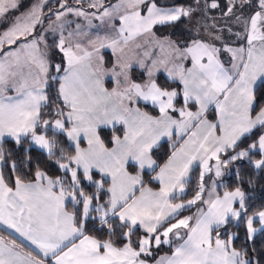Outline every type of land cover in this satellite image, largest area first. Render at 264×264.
<instances>
[{"label":"snow or ice","instance_id":"6c2138e0","mask_svg":"<svg viewBox=\"0 0 264 264\" xmlns=\"http://www.w3.org/2000/svg\"><path fill=\"white\" fill-rule=\"evenodd\" d=\"M46 4L38 0L0 34V229L8 230L7 238L0 235V264H147L141 257L162 244L172 245L171 254L156 264H260L248 249L234 246L238 237L227 226L243 219L251 240L264 232V207L253 211L241 185L231 190L224 185L221 193L223 182L215 178L226 171L240 177L239 168L229 169L238 162L264 172V0H227L221 9L243 23V32L233 35L246 44L237 47H217L222 37L211 32V40L193 39L184 46L168 37L160 40L152 31L155 25L179 21L195 9L159 7L156 0H119L109 6L91 0L90 8L102 9L99 16L68 7L89 25L91 18L100 20L111 34L83 40L87 33L80 25L65 36L61 24L58 39L49 44L45 30L36 31ZM20 6V0H0V19ZM200 7L221 5L204 0ZM245 7L252 10L246 19L235 15ZM65 14L57 13L56 19ZM223 31L232 30L225 26ZM141 37L167 49V57L151 59L146 51L148 63L134 59L130 53L142 47L136 42ZM103 49L115 57L110 66ZM55 52L62 55L59 62ZM222 53L229 58L222 60ZM136 65L146 72V81L133 78ZM157 73L182 87L161 86ZM106 78L115 85L111 89ZM141 102L159 114L143 111ZM117 125L122 134H113L109 147L102 133L106 128L114 133ZM163 138L172 141V151L160 164L154 149ZM9 139L18 146L30 141L22 148L24 163L31 161L30 148L38 146L55 158L63 175L37 166L30 178L6 177L5 166L18 170L15 161L8 164L11 153L4 144ZM82 139L86 147L80 146ZM65 141L72 151L61 147ZM194 165L201 171L193 197L177 202ZM207 174L212 175L206 187ZM153 181L158 189L149 186ZM88 185L95 191H86ZM67 203L80 207L69 211ZM193 207L194 215L181 216ZM93 213L109 235L114 220L127 229L123 247L88 234ZM137 226L145 235L133 247ZM28 245L36 255L25 250Z\"/></svg>","mask_w":264,"mask_h":264},{"label":"trees","instance_id":"16d2710c","mask_svg":"<svg viewBox=\"0 0 264 264\" xmlns=\"http://www.w3.org/2000/svg\"><path fill=\"white\" fill-rule=\"evenodd\" d=\"M31 0H23L21 6L19 9L23 10L28 7ZM221 8L219 9H201L200 5L204 3V0H200V5L197 4L196 0H176L173 2L172 6H183L185 8L192 7L195 9V11L191 14L189 17H184L183 19H180L179 21L165 24V25H157L154 27V32L158 37L165 38L168 37L171 40L177 42L181 46H184L186 44H189V42L194 38V33L191 31V23H193L194 17H198L200 14V17H204L207 21L213 16H223V13L221 9H223L227 3V0H219ZM235 15H239L240 11L234 10ZM252 11V10H251ZM251 11L247 12L246 16H249L251 14ZM221 14V15H220ZM54 19L53 16H50L46 20H43L42 25H38L37 31H39L41 28H45L50 24V21ZM209 22V21H208ZM47 39L49 41V44L52 43L53 40L58 39V36H52L50 34L47 35ZM105 57L106 66H110L111 63L114 60V56L110 51H105L102 53ZM54 58L57 62L62 58V55L58 52H55ZM132 76L134 79L137 80V82H142L146 79V75L140 71V70H133ZM157 82L164 87L169 88H177L179 89L181 86L177 83L169 82L163 74H159L157 77ZM54 93V90H53ZM261 103H264L262 101ZM143 110L150 112L151 114H157V111L146 105H139ZM49 118V117H45ZM121 128H116V131L113 133L112 129H105L102 133V138L105 140V143L110 147L112 146L110 143V140L112 138V135H118L121 133ZM122 134V133H121ZM63 139V138H61ZM30 141L28 143H25L22 146L16 145L13 141H6L4 144V147L6 149V152L11 153V157L8 160V164L10 165L13 161L17 163L18 170L16 172H13L10 167L5 166L4 172L6 177L14 178L15 175H20L22 177L30 178L35 171V168L39 166L42 170H45L49 173V175H63L62 171L58 169L56 164L54 163L55 158H49L47 154L40 149L32 146L30 148L29 155L31 157L30 163H24V153L22 151V148L29 147ZM61 147H64L66 151H72L70 148H68V142H64L61 144ZM172 151V145L169 142L162 143L157 149H154V158L157 159L158 163L163 164L168 156L170 155ZM236 168H239L241 176L237 177L232 172L228 175L225 181V185H227V188L231 190L233 187L237 185H241L246 193L249 195V203L253 205V211L259 210L262 207H264V172L256 171L251 166H241L239 163L236 166H233ZM231 167V168H233ZM147 180L148 177H145ZM248 180H251L252 183H247ZM87 183V182H86ZM198 183V176L195 174L194 178L190 181L188 184L189 189L187 191L186 198L193 197V194L195 192L196 186ZM107 186V185H106ZM152 187H157L158 185L154 182L150 184ZM223 190L224 187H223ZM86 191L89 193L95 191L94 186L88 185L86 187ZM103 199L107 200V195L102 193ZM80 207L79 205H72L69 203L68 208L70 211L74 210L75 208ZM190 211H185L181 214L184 215ZM97 213L92 214V219H89L86 223V228L88 230L89 235L96 236L98 239H104L108 240L111 239L117 247H123L124 243L127 242V238L123 235L124 232L127 231L126 228H122L120 226V223L118 220L113 221V233L109 235L108 229L105 226H102L99 219H97L96 216ZM221 235L224 234V229L221 230ZM227 231L230 233H235L237 235V239L234 240V246L237 249L246 248L249 250V254L253 257L254 260L260 261V264H264V259H262V256H264V232H259L256 234L251 240L248 239L247 231H246V225L243 221V219L238 220L237 222L232 221L231 224L227 226ZM0 235H4L5 237H8V234L0 231ZM145 233L140 230L136 229L134 230V234L132 235L131 239L133 241V247L136 246V241L143 237ZM171 247H164L161 246L159 248H154L152 250L151 256H146L147 259H156L159 255L167 254L171 252ZM254 249V251H253Z\"/></svg>","mask_w":264,"mask_h":264},{"label":"rangeland","instance_id":"374dc122","mask_svg":"<svg viewBox=\"0 0 264 264\" xmlns=\"http://www.w3.org/2000/svg\"><path fill=\"white\" fill-rule=\"evenodd\" d=\"M21 1L22 0H20V3H21ZM175 1L176 0H156V3H157V5L159 7H164V8L183 7V6H175V5L172 6L173 2H175ZM37 2H38V0H31L30 1V6L28 8H26V10L25 9H23V10L27 11L33 4H35ZM90 2H91V0H47V4L44 7V15L42 16V20H46L50 16H53L54 19H52V21H50V24L47 27L44 28L45 31L43 32V34L46 37H47L48 34H50V35H52L54 37L60 31L59 26L61 24H63V31L65 30L67 33L77 31V25H80V31H83V32L87 33V38L90 37L92 39H95L97 35H99V36L110 35L111 33H110L109 26H107L105 24H102L100 20H98L96 18H91V25H89L88 19H86L85 17L77 16V15H75L74 12H67L66 11V9L68 7H71L73 9L84 10V11H86L88 13L95 12L96 15L99 16L100 12L102 11V9L98 10L96 8H90L89 7V3ZM118 2H119V0H103V3H104L105 6L113 5V4H116ZM61 4H65V7L61 8L60 7ZM246 11L250 12L251 9L245 7L243 10L240 11V15H237V16H241L242 15L241 16L242 19H243V17H244V19H246L248 17V16H246L247 15ZM59 12H65L66 14L63 17H61L60 20H57L56 19V14L59 13ZM20 13H22L21 9L16 10V13L14 12V14H12V15H7L5 18L0 19V32H1V29H3V31H6L11 26V23L15 19V17L18 16ZM200 16L201 15L199 14L198 17H196V18L194 17L193 23H191V31L195 35L193 39L203 38L205 40H211V36H209V33L211 32L213 35H221V37H222L221 41H215V44H216L217 47H220L221 43H227V44H229L232 47L243 46V45L246 44L245 40L237 39L236 36L233 35L234 33L243 32V30H244L243 23L237 22L235 20L234 16H225L224 14H223L222 17L213 16V18L208 20L209 22L206 19H204V17H200ZM183 18L184 17H182L181 19H183ZM50 25H51V28H56L57 29V31L55 33H53L51 31V28L49 27ZM213 25H215L214 29L212 27ZM225 26L231 28L232 31L231 32H227V31L221 32V29H224ZM154 27L152 29L153 32H154ZM41 29H43V28H41ZM41 29L39 31H37V29H36V31L40 32ZM156 37L157 38H161V37H158L157 35H156ZM87 38H80V39L86 40ZM22 42H23L22 40L21 41H17V44L12 45L10 47L14 49ZM136 42L140 43L142 45V47L139 48V49H135L134 45H133L134 54L130 53V55H133L134 59H143V60H145V63H148L149 60L146 59L145 56H144V53L146 51L148 52L149 58H151V59H155L156 58L154 55L153 56L151 55V54H153L152 52H153L154 47H152L147 42V37L138 38ZM105 51H110L111 52L110 49H103L102 53L105 52ZM164 54H165L164 58H166L167 55H168V51L165 50ZM228 58H229V55L227 53H222L221 54V59L222 60H226ZM185 67H190V61H185ZM134 69L141 70L146 75V79L144 81L147 80V74L142 68H140L138 65H136L134 67ZM158 74L159 73H157V75ZM162 74L164 75V73H162ZM165 75L167 76L166 73H165ZM181 87H182V85H181ZM209 118L211 119L212 115H210ZM118 135H121V133L118 134ZM166 139L167 138H163V140H161V142H160V145H161V143H164L165 141L169 142L172 145V141H169V140H166ZM176 139L177 138L174 136L173 137V141H175ZM43 152H45V151H43ZM222 159H223V157H222ZM237 164L230 165L229 169H231V167H233V166H236ZM200 171H201V169L199 167H197L196 165H194L192 171L189 173L190 181L194 178L195 174H197L198 181H199V173H200ZM256 171H259V170H256ZM230 173H231L230 171H226V173H225V175L223 177L215 178V179L221 180L223 182V184L218 188V191H221V192L223 191V187L225 185L226 178L228 177V175ZM210 175H212V174H207L205 176V185H206V187L209 186V184H210V181H209V176ZM153 182L158 185L157 182H155V181H153ZM156 189H158V186L156 187ZM188 189H189V186L187 185L185 193L181 197L178 198L177 202H180V200H183V201L186 202V200L192 198L191 197V198H186L185 199V197L188 194L187 193ZM66 205H69V203H67ZM191 210H192L191 212H188V213L184 214L183 216L194 215L195 211H196V208L193 207ZM184 212L185 211H183V213ZM234 221L237 222L238 220H234ZM256 227L259 228L260 227L259 224ZM257 233H259V232H257ZM163 245L170 246V244H168V245L162 244L161 246H163Z\"/></svg>","mask_w":264,"mask_h":264},{"label":"crops","instance_id":"0c3cea01","mask_svg":"<svg viewBox=\"0 0 264 264\" xmlns=\"http://www.w3.org/2000/svg\"><path fill=\"white\" fill-rule=\"evenodd\" d=\"M22 2H23V0L21 1V4H22ZM30 6V4L28 5V7ZM27 7V8H28ZM26 10V9H25ZM25 10H21V12H24ZM14 12L16 13V10H14V11H10L7 15H12V14H14ZM240 15V14H239ZM242 16V15H241ZM243 19H244V17H243ZM155 26H157V25H155ZM4 31H3V29H1V32H0V34H2ZM67 32L64 30V35L65 36H67ZM56 36H59V33L58 34H56ZM81 38H87V36H85V37H81ZM160 40H163L164 38H159ZM152 47H154V49H153V54H151L152 56L154 55L156 58L155 59H163L164 58V51H161L160 50V48H159V46H157V45H155V44H151V43H149ZM12 46V45H11ZM165 50H167V49H165ZM114 59H115V57H114ZM134 70H139V69H134ZM141 71V70H140ZM160 74V73H159ZM158 74V75H159ZM162 74V73H161ZM157 75V76H158ZM156 76V77H157ZM164 76H165V78L169 81V82H172V83H177V84H179L180 85V83H179V81L178 80H176V81H174V80H170V79H168L167 78V76L165 75V73H164ZM105 86L106 87H108L109 89H111L112 87H114L115 85L111 82V80H110V78H106V80H105ZM181 86V85H180ZM141 105H146V104H144L143 102H141L140 103ZM139 104V105H140ZM138 105V106H139ZM146 106H150V105H146ZM140 107V106H139ZM150 107H152V108H154L156 111H157V114H151L150 112H148L150 115H158L159 113H158V108H156V107H153V106H150ZM141 108V107H140ZM142 109V108H141ZM143 110V109H142ZM192 110H195V108H193ZM143 111H145V110H143ZM116 128H122V126L121 125H117L116 126ZM106 129H111V128H106ZM163 140V139H162ZM166 140H168V139H166ZM8 141H13L14 142V140H11V139H9ZM161 142V141H160ZM165 142H167V141H165ZM162 144V143H161ZM34 146V145H33ZM81 147H86L87 146V142H86V140H83L82 139V141H81V145H80ZM160 146V145H159ZM34 147H36V148H38V149H40L38 146H34ZM41 151H42V149H41ZM44 151V150H43ZM150 186V185H149ZM152 187V186H151ZM154 188V187H153ZM154 189H156V188H154ZM221 192V191H220ZM222 193V192H221ZM66 207L68 208V205H66ZM68 210H69V208H68ZM70 211V210H69ZM183 213V212H182ZM183 216V215H182ZM97 219H99V216H98V214H96V216H95ZM234 222H236V221H234ZM258 225V223L257 224H255V226H257ZM136 229H140V230H142V231H144V229L142 228V227H140V226H137L134 230H136ZM0 231H3V232H5V233H7L8 234V230H3V229H0ZM258 234V233H257ZM255 236V235H254ZM253 236V237H254ZM7 238V237H6ZM18 242H19V239H18ZM164 247H171L172 248V245H170V246H165V245H163ZM26 251H32V253H33V255H36L37 254V252H36V250L34 249V246H31V245H28L27 247H26V249H25ZM171 254V252L170 253H167V254H163V255H159L156 259H147L146 258V256H142L141 258L142 259H146V261H147V264H156V261L161 257V256H164V255H170Z\"/></svg>","mask_w":264,"mask_h":264}]
</instances>
